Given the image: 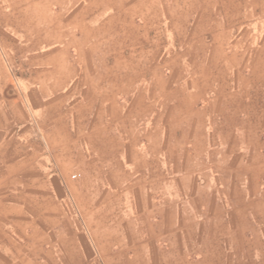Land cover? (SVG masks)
Masks as SVG:
<instances>
[{
    "label": "crops",
    "instance_id": "crops-1",
    "mask_svg": "<svg viewBox=\"0 0 264 264\" xmlns=\"http://www.w3.org/2000/svg\"><path fill=\"white\" fill-rule=\"evenodd\" d=\"M159 1L57 0L59 9L49 10L43 18L41 41L60 44L37 58L42 72L35 75L13 77L8 72L4 48H1L0 264H83V251L78 245L80 240L76 233L71 232L72 220L62 204L63 197L68 192L92 195L94 188L88 189L82 182L89 177H98L101 175L99 171L108 177L120 170L129 174L132 168L143 174L141 162L145 155L132 156L131 141L125 136L116 137L113 119L98 124L97 116L103 109L95 105V99L114 96L111 83L119 75L112 71L118 65L116 58L110 56L112 50H128L122 61V66L127 67L122 77L130 72L131 35L138 31L146 36L151 26L159 27L163 18ZM174 1L179 5V0ZM186 1L189 3L191 0ZM262 1L230 0L234 2L232 8L250 9L256 18L264 14V5H260ZM207 2L211 4V0ZM227 2L219 0L224 27L227 26ZM244 2L248 3L245 7ZM19 26L27 35L24 38L26 42H31V34L40 28L34 25L33 11L30 14L27 11ZM115 33L124 35L121 45L113 41ZM203 45L205 48L218 47L214 43ZM259 46L264 45L257 43L255 48ZM70 50L76 56L73 60ZM100 50L105 53L99 55ZM224 62L219 59L218 65L225 66ZM236 65L248 67L249 71L236 75L232 80L231 77L226 78L224 73L227 70L221 69L223 76L216 80L207 79L209 83L217 81L219 91L227 88V82H236L233 92L220 95L225 102L219 105L218 114L228 115L223 126L231 141H222L219 134V144L235 145L240 152H219V160L231 161V156H235L234 162L240 164L238 169L244 163L247 166L248 162L252 169L249 173L241 170L231 174H221V169H218L216 177L232 178L229 190L226 186L219 188L221 195H228V200L225 198L220 202L214 198L209 202L173 204L170 210L176 218L171 224L163 219L162 204L148 203L146 210H154L155 214L154 218L142 219V226L148 228L144 229V234L141 231L140 236L145 235V239L140 241L146 244V248L165 239L172 243L186 240L192 243L191 247L198 243L204 251L210 252L216 250L217 242L226 243L232 236L245 235L253 241L261 240L264 245V58H251L249 64ZM94 66L108 68L106 73H99ZM70 98H82L84 101L77 102L72 109L67 104ZM85 99H92V102ZM209 112L216 113L210 107ZM231 114L235 115L234 123H231ZM244 114L257 115L250 128L244 126ZM72 122L74 126H71ZM233 130L234 135L231 134ZM244 130L251 131L244 135ZM252 136L254 141H247ZM250 144L255 148H246ZM136 161L140 164L136 165ZM222 184L225 185L224 182ZM245 184L247 187L244 188ZM84 210L89 216L86 220L89 221L91 235L95 241H102L93 222L99 208L91 204ZM184 210L191 211V216L185 217ZM194 210H202L203 214L200 216ZM106 218L103 235L108 242L113 239V227L117 222L111 217ZM125 221L129 225L130 220ZM127 225L123 223V226ZM179 248L183 249L178 246L174 251ZM218 248L226 250L225 246L219 245ZM153 255L151 251L146 252V257Z\"/></svg>",
    "mask_w": 264,
    "mask_h": 264
},
{
    "label": "rangeland",
    "instance_id": "rangeland-1",
    "mask_svg": "<svg viewBox=\"0 0 264 264\" xmlns=\"http://www.w3.org/2000/svg\"><path fill=\"white\" fill-rule=\"evenodd\" d=\"M207 1L191 0L188 3L179 0V5L174 0L159 1L162 23L157 29L151 26L146 36L138 31L131 35V66L124 78L123 71L127 67L122 66V61L127 57L128 50L111 51L110 56L118 63L112 71L119 76L111 83L114 85V96L95 99V105L103 109L96 115L97 121L101 125L113 119L116 137L129 138L132 156L145 155V160L141 162L144 165L142 175L133 168L129 174L120 170L111 177L99 171L101 175L98 177H89L82 182L84 187L94 188L92 195H72L68 192L63 197L62 204L72 220L71 232L76 233L80 240L78 245L83 251V264H264L262 241L250 240L248 235L232 236L226 243L217 242L216 250L210 252L204 251L198 243L191 247L192 243L186 240L172 243L165 239L148 248L140 241L145 239V235L141 238V231L144 234V229L148 228L142 226V219L154 218L155 214L154 210H146L148 203L162 204L163 219L171 224L176 218L170 210L173 204L209 202L214 198L221 202L228 197L221 195L219 188L226 186L229 190L232 178L216 177L218 169H221V174L240 173L241 170L249 173L252 169L250 162L238 169L240 164L234 162L235 156H231V161L219 160L221 152L232 150L231 153H234L238 150L235 145L220 146L219 134L222 141H231V136L223 126L228 115L218 114L219 105L225 102L220 95L233 92L236 82H227V88L219 91L218 82L209 83L207 79L216 80L223 76L220 70L225 69L226 78L233 80L236 75L249 71L248 67L242 68L236 63L249 64L251 58H264V46L255 48L257 43L264 45V14L256 18L250 9L235 10L232 8L234 2L228 0L227 26L224 27L219 0H211L210 5ZM261 4L264 5V1ZM246 5L248 3L244 2L243 6ZM58 6L57 0H0V51L4 48L8 72L13 77L41 73L37 58L60 44L41 41L44 35L43 18L49 10H58ZM27 11L29 14L34 12V25L37 28L40 26L31 34V42L24 40L27 35L19 26ZM123 36L122 33H115L113 41L121 45ZM204 43H214L218 47L205 48ZM69 52L73 60L76 57L74 51ZM98 53L103 55L105 51ZM219 59L226 61V65L220 67ZM93 68L99 73H106L108 67ZM85 100L92 102V99ZM80 101L84 99L70 98L67 104L73 109V105L76 107ZM209 107L216 113L211 114ZM229 116L234 123L235 115ZM243 117L244 126L250 128L252 119L257 115L244 114ZM71 126H74L73 122ZM71 129L74 131V127ZM250 131L244 130L243 133L245 135ZM231 134L234 135V130ZM250 138L247 141L253 142V136ZM246 148L255 147L250 144ZM211 158L213 161H209ZM137 164L140 163L136 161ZM143 183H146L145 187ZM91 204L99 208L93 222L102 241L94 240L86 220L89 216L84 208ZM183 213L185 217L192 214L188 210ZM194 213L200 215L203 211L194 210ZM106 217L121 223H115V234L108 242L103 235ZM125 219L130 220L129 225ZM219 245L225 246L226 250H218ZM178 246L183 249L174 251ZM147 251L157 256L146 257Z\"/></svg>",
    "mask_w": 264,
    "mask_h": 264
}]
</instances>
